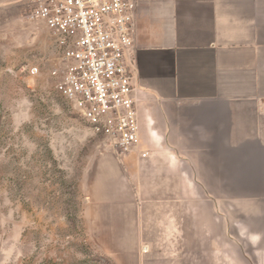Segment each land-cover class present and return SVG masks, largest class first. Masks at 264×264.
<instances>
[{
    "label": "crops",
    "instance_id": "0c3cea01",
    "mask_svg": "<svg viewBox=\"0 0 264 264\" xmlns=\"http://www.w3.org/2000/svg\"><path fill=\"white\" fill-rule=\"evenodd\" d=\"M133 16L139 142L111 150L122 191L100 210L105 247L131 253L113 264H223L225 205L263 256L264 0H136ZM164 244L196 253L140 249Z\"/></svg>",
    "mask_w": 264,
    "mask_h": 264
},
{
    "label": "rangeland",
    "instance_id": "374dc122",
    "mask_svg": "<svg viewBox=\"0 0 264 264\" xmlns=\"http://www.w3.org/2000/svg\"><path fill=\"white\" fill-rule=\"evenodd\" d=\"M31 7L32 0H0V264H113V252L131 254L101 238L103 199L122 191L109 177L117 160L54 90L60 51L42 22L26 19ZM227 207L223 264H264L258 244L245 240L243 211ZM140 249L196 253L181 244Z\"/></svg>",
    "mask_w": 264,
    "mask_h": 264
},
{
    "label": "built area",
    "instance_id": "2783aa9c",
    "mask_svg": "<svg viewBox=\"0 0 264 264\" xmlns=\"http://www.w3.org/2000/svg\"><path fill=\"white\" fill-rule=\"evenodd\" d=\"M135 8L136 0H32L26 15L46 26L60 51L61 64L51 72L54 90L116 155L139 142L127 55Z\"/></svg>",
    "mask_w": 264,
    "mask_h": 264
}]
</instances>
